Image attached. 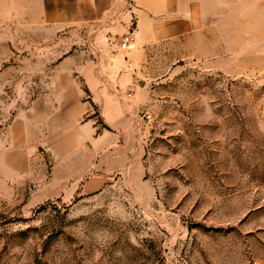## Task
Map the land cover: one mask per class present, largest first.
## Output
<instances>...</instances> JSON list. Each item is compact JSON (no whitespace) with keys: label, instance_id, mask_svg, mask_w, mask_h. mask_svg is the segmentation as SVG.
Listing matches in <instances>:
<instances>
[{"label":"rangeland","instance_id":"obj_1","mask_svg":"<svg viewBox=\"0 0 264 264\" xmlns=\"http://www.w3.org/2000/svg\"><path fill=\"white\" fill-rule=\"evenodd\" d=\"M207 7V55L152 50L125 100L127 135L97 106L77 143L57 117L35 134L32 121L61 94L43 87L63 59L93 55L92 29L55 35L32 0H0V264H264V0ZM101 133L124 169L65 198L53 163Z\"/></svg>","mask_w":264,"mask_h":264},{"label":"crops","instance_id":"obj_2","mask_svg":"<svg viewBox=\"0 0 264 264\" xmlns=\"http://www.w3.org/2000/svg\"><path fill=\"white\" fill-rule=\"evenodd\" d=\"M207 1L32 0V8L42 13L44 24L51 26L55 35L83 28H91L94 33L93 55L86 59L87 52L81 51L66 56L53 71L52 81L45 83L44 89L62 92L57 94L55 104L45 99L44 106L36 105L32 134L41 130L42 126L37 125L41 120L47 123L49 117H57L62 121L60 127L80 143L82 118L100 106L105 125L116 132L115 138L120 142L132 127L125 100L137 99L136 76L152 50L163 45L181 47L190 58L204 57L209 52L212 19ZM131 32L133 41L127 51H122L120 43ZM83 88L92 93L87 105ZM92 129L98 130L94 126ZM106 136L101 133L92 137V146L85 151L79 152L76 143L67 146L59 161L53 163L51 183L64 187L60 194L65 198L90 195L124 169L126 157L118 152L113 156L114 167H110Z\"/></svg>","mask_w":264,"mask_h":264},{"label":"built area","instance_id":"obj_3","mask_svg":"<svg viewBox=\"0 0 264 264\" xmlns=\"http://www.w3.org/2000/svg\"><path fill=\"white\" fill-rule=\"evenodd\" d=\"M133 41V32L127 34L123 37L121 43H120V49L122 51H127L129 49L130 44Z\"/></svg>","mask_w":264,"mask_h":264}]
</instances>
